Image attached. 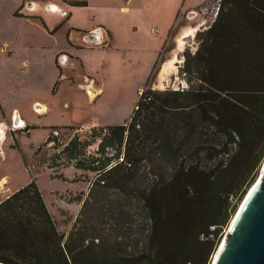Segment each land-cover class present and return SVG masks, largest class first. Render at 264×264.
<instances>
[{
  "label": "trees",
  "instance_id": "trees-1",
  "mask_svg": "<svg viewBox=\"0 0 264 264\" xmlns=\"http://www.w3.org/2000/svg\"><path fill=\"white\" fill-rule=\"evenodd\" d=\"M197 35L185 87H145L124 123L54 146L48 168L69 150L94 175L66 233L34 179L0 200V264H206L264 155V0H219Z\"/></svg>",
  "mask_w": 264,
  "mask_h": 264
},
{
  "label": "rangeland",
  "instance_id": "rangeland-1",
  "mask_svg": "<svg viewBox=\"0 0 264 264\" xmlns=\"http://www.w3.org/2000/svg\"><path fill=\"white\" fill-rule=\"evenodd\" d=\"M20 1L16 7V0H0V43L6 41L12 50L7 56L0 47V104L10 113L0 135V200L34 179L56 228L66 233L94 175L75 168L66 158L69 150L48 168L54 146L64 148L76 134L84 140L92 126L124 123L145 87H185L179 74L183 54L196 50L197 34L214 20L219 0ZM76 1L85 4L74 5ZM18 10L22 16L37 12L48 30L32 39ZM172 124L184 134L179 116L173 115ZM49 134L56 141L44 144ZM96 146L84 151L88 155ZM235 149L230 147L226 159ZM183 150L189 153L185 146ZM263 162L264 155L223 234ZM77 196L82 199L75 200Z\"/></svg>",
  "mask_w": 264,
  "mask_h": 264
},
{
  "label": "water",
  "instance_id": "water-1",
  "mask_svg": "<svg viewBox=\"0 0 264 264\" xmlns=\"http://www.w3.org/2000/svg\"><path fill=\"white\" fill-rule=\"evenodd\" d=\"M210 264H264V162L230 220Z\"/></svg>",
  "mask_w": 264,
  "mask_h": 264
},
{
  "label": "crops",
  "instance_id": "crops-1",
  "mask_svg": "<svg viewBox=\"0 0 264 264\" xmlns=\"http://www.w3.org/2000/svg\"><path fill=\"white\" fill-rule=\"evenodd\" d=\"M20 0H16V7L17 5L20 3ZM35 2L34 0H29V3L27 5H31V3ZM23 14L21 13L20 15H16L18 17H21L24 22L23 24L25 26H27L30 30L28 32V35L30 37H32V39H36V35H38V33L41 32V29H46L48 30L45 25L42 23V19L41 17L38 15V13H33V14H26L25 16H22ZM13 28V24L10 25ZM2 29V24H0V33ZM14 31H12L13 33ZM82 36H86L85 34H83ZM6 41H3L0 43V47L2 49V51L4 52L5 55L10 56L12 50H9V45L7 43H5ZM13 110V109H12ZM12 110L10 112H12ZM10 113H5L4 112V108L3 105L0 104V118L2 119L0 121V135L3 132V128H2V122L8 117ZM15 125V124H14Z\"/></svg>",
  "mask_w": 264,
  "mask_h": 264
},
{
  "label": "built area",
  "instance_id": "built-area-1",
  "mask_svg": "<svg viewBox=\"0 0 264 264\" xmlns=\"http://www.w3.org/2000/svg\"><path fill=\"white\" fill-rule=\"evenodd\" d=\"M19 123L17 122L16 124H15V126H17ZM211 236V235H210ZM201 238H203V236L201 237Z\"/></svg>",
  "mask_w": 264,
  "mask_h": 264
}]
</instances>
